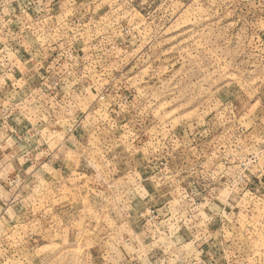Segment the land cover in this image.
Instances as JSON below:
<instances>
[{
	"label": "rangeland",
	"instance_id": "374dc122",
	"mask_svg": "<svg viewBox=\"0 0 264 264\" xmlns=\"http://www.w3.org/2000/svg\"><path fill=\"white\" fill-rule=\"evenodd\" d=\"M19 8L0 63L31 58L40 96L16 117L84 138L0 189V264H264V0Z\"/></svg>",
	"mask_w": 264,
	"mask_h": 264
},
{
	"label": "crops",
	"instance_id": "0c3cea01",
	"mask_svg": "<svg viewBox=\"0 0 264 264\" xmlns=\"http://www.w3.org/2000/svg\"><path fill=\"white\" fill-rule=\"evenodd\" d=\"M12 57H8L6 64L0 63V116L4 120L0 123V189L3 190L8 189V185L17 178L28 177L35 166L38 170L47 167L55 171L60 170L64 165L63 157L69 146H78L77 141L84 138L79 133L81 122L75 121V124H72L75 125V133L70 134L71 128L68 127L71 125V119L68 123L65 122L67 118L61 113L62 119L59 115L58 118L54 117L52 120L53 114L50 113L48 107L45 112L49 113L50 118L46 117V120H44L45 116L43 118L35 116L33 110L35 107L28 109L32 114L29 118L24 120L16 117V114H19L16 112L18 105H23L25 100L34 99L39 95L36 93L38 78L27 69L32 66L27 65L29 62H22L18 56L13 55ZM18 64H21L24 70ZM6 66L7 71L3 72L2 67ZM30 78L32 80L28 82ZM23 86H26L25 90L22 89ZM41 86L42 83H40L39 91H41ZM29 87H35V89H29ZM27 90L32 93L25 97L27 99H23L24 91ZM74 114L77 118L79 117L76 111ZM43 131L46 132V136L55 134L59 136L52 141L53 144H50L48 138L43 135Z\"/></svg>",
	"mask_w": 264,
	"mask_h": 264
},
{
	"label": "built area",
	"instance_id": "2783aa9c",
	"mask_svg": "<svg viewBox=\"0 0 264 264\" xmlns=\"http://www.w3.org/2000/svg\"><path fill=\"white\" fill-rule=\"evenodd\" d=\"M42 1H49V0H0V8H2L3 6H5L7 9H8V14L10 13L11 14V17H16L15 16V13H20V12H24L25 9L26 10H29L30 8L29 7H25V9L21 10L20 11V8H19V4H23L24 2H26L27 5H30V3H32L33 5L35 3H40ZM17 8V9H16ZM45 12V10L43 11V13ZM26 15H30V13H27ZM11 33H13L11 31ZM8 49V48H6ZM12 49V48H11ZM11 49L9 50L10 53L14 56H18V54H14V52H11ZM18 58L22 61V62H28V61H31L32 59L31 58H21L20 56H18ZM8 60L6 59L5 62H7ZM4 62V61H3ZM56 85V84H54ZM55 87V86H54ZM4 122V120H2L1 116H0V123Z\"/></svg>",
	"mask_w": 264,
	"mask_h": 264
}]
</instances>
